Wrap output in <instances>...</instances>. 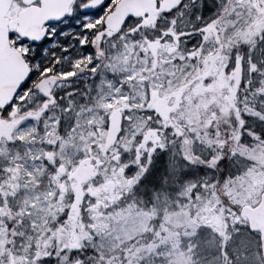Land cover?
<instances>
[{
  "label": "snow or ice",
  "instance_id": "1",
  "mask_svg": "<svg viewBox=\"0 0 264 264\" xmlns=\"http://www.w3.org/2000/svg\"><path fill=\"white\" fill-rule=\"evenodd\" d=\"M253 176L264 0H0V264H264Z\"/></svg>",
  "mask_w": 264,
  "mask_h": 264
},
{
  "label": "trees",
  "instance_id": "2",
  "mask_svg": "<svg viewBox=\"0 0 264 264\" xmlns=\"http://www.w3.org/2000/svg\"><path fill=\"white\" fill-rule=\"evenodd\" d=\"M207 72H213L215 73V81L213 83V86L216 87L220 84L221 81V75H222V69L221 70H217V67L215 64L210 65L207 69L204 70L203 73H197L198 75H203ZM259 180H256V176H253L251 179V184H255L258 183ZM222 188H220L219 190H221Z\"/></svg>",
  "mask_w": 264,
  "mask_h": 264
},
{
  "label": "water",
  "instance_id": "3",
  "mask_svg": "<svg viewBox=\"0 0 264 264\" xmlns=\"http://www.w3.org/2000/svg\"><path fill=\"white\" fill-rule=\"evenodd\" d=\"M262 197H264V193L262 194ZM252 213L256 215L258 222L264 223V212H258L257 209H252Z\"/></svg>",
  "mask_w": 264,
  "mask_h": 264
},
{
  "label": "rangeland",
  "instance_id": "4",
  "mask_svg": "<svg viewBox=\"0 0 264 264\" xmlns=\"http://www.w3.org/2000/svg\"><path fill=\"white\" fill-rule=\"evenodd\" d=\"M85 172L87 173V170ZM256 180H261L262 181V180H264V176H256ZM260 182H259V184H260ZM250 186H252V184ZM253 186L252 187H247L248 193H254V192H257L259 190L256 185H255L256 187H253Z\"/></svg>",
  "mask_w": 264,
  "mask_h": 264
}]
</instances>
